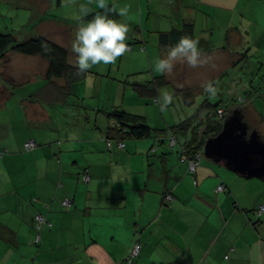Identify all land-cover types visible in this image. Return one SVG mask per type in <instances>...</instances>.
<instances>
[{
    "label": "crops",
    "instance_id": "0c3cea01",
    "mask_svg": "<svg viewBox=\"0 0 264 264\" xmlns=\"http://www.w3.org/2000/svg\"><path fill=\"white\" fill-rule=\"evenodd\" d=\"M51 1L53 8L63 7V15L40 20L37 27L64 29L69 40L55 43L68 50V64L77 66L71 50L75 32L102 10L91 5L93 12L82 17L79 5L86 0ZM238 4L239 0H108V6L117 9L109 18L130 28L127 44L132 50L114 65L88 70L91 77L102 79L97 84L87 75L84 87L77 91L82 102L74 109L65 102L50 105L28 100L23 91L19 95L0 86V264H22L24 254L33 256L31 264H126L138 240L143 248L135 264H264V215L257 220L254 213L259 203L264 205L261 179H246L211 161L197 168L195 185L178 160L165 161L158 154L147 157L152 138L127 141L124 148L113 142L108 148L100 129L108 125L101 110L118 108L149 120L142 114L147 101L131 87L162 75L154 71L156 61L168 53L160 46L161 32L190 22L198 45L224 48L225 43L242 38L234 34ZM125 6L129 13L121 17L118 11ZM208 13L209 27L198 28V15ZM141 45L147 50H140ZM145 72L150 75L146 81L130 80ZM164 76L168 78V73ZM111 77L127 78L121 85ZM94 85L100 95L109 89L114 98H123L122 103L116 105L114 99L104 108L87 103ZM166 87L165 83L157 86L160 96ZM255 105L260 109L258 102ZM259 125L264 127L263 122ZM27 140L37 146L26 150ZM86 170L87 182L81 178ZM221 183L225 191L218 193ZM167 189L175 200L166 206L163 192ZM64 198L71 199L72 206L63 207ZM38 213L52 227L41 229L42 241L36 246L34 216Z\"/></svg>",
    "mask_w": 264,
    "mask_h": 264
},
{
    "label": "rangeland",
    "instance_id": "374dc122",
    "mask_svg": "<svg viewBox=\"0 0 264 264\" xmlns=\"http://www.w3.org/2000/svg\"><path fill=\"white\" fill-rule=\"evenodd\" d=\"M48 4H50V8ZM234 11L236 13L235 26L238 27V31H233L236 32L234 33L235 35L240 33L242 35L241 39L234 38L229 43H225V47L219 48L218 52H215L212 56L209 55L208 57L201 54L199 63L195 67L189 66L186 60L178 59L173 62L174 67L168 73L170 83L165 89L166 92L173 96V102L163 112L165 119L162 118L160 106L154 103L152 95L141 96L142 99L147 101V105L142 109L144 110L142 114L144 113L148 116L149 120L147 122L151 124L150 126L158 130L171 128V130L175 131L174 134L178 141L175 148H170L168 141L160 144V153H167V150H170L171 154L167 153L168 158L172 157L176 160L177 149L181 145L185 146V142L191 139L192 128L197 124L198 120L203 121V126L214 121L216 117L215 104H220L221 99H223V104L229 107V103H227L229 98L227 96L229 95L228 93L234 94V89L237 91L235 95L247 97L250 94H254L252 87L260 86V89L251 96V100H254L255 97L258 98L256 102H258L261 112L264 114V0H239L238 7ZM63 13V7L53 8L51 0H0V31L11 33L19 42H25L30 39L31 33L40 32L34 36L44 35L53 42L60 41L64 43L69 40L68 36L65 35L64 29L47 28V24L43 25L45 29L37 27V23L40 20L50 19L52 16L60 18ZM210 23V14L207 17L202 14L198 15V28L206 29ZM206 32L204 31V33ZM231 37H233L232 34ZM198 48L199 50H206L205 48ZM139 49L142 51L147 50L146 47L142 49V45ZM168 54L169 52L165 53L164 56L167 58ZM227 56L228 59H221ZM47 68L48 61L38 55L31 56L8 51L5 57L0 58V85L8 92H16L21 95L23 91L27 95L46 83ZM148 74L147 72L137 74L135 76L139 77H131L130 80L144 82L150 77ZM88 77L92 81L96 80L97 84L102 79L101 76L97 75L93 77L88 75ZM114 78H117L116 80L120 81L121 85H124L125 80L122 79L127 77L122 79L121 77H111L110 80L113 81ZM84 83V81H81L78 86L83 88ZM244 83L248 87L241 91V88L239 89L237 86L242 85L243 88ZM209 85L211 89L206 90ZM244 90H247L248 93H243ZM94 91L97 92L95 85L91 94L92 98L86 100L87 103L93 102V106L104 108V106L112 105L114 99L116 100V105H120L123 101L120 96L116 98L111 96L109 89L106 93L102 92L101 95L98 92L94 94ZM2 93L3 91L0 93V99L3 97ZM78 96H80V101L82 102V95L78 94ZM236 101L237 104L241 103L239 98ZM235 102L232 105L230 103V107H233V109L236 108L234 106ZM204 103L206 105H203ZM76 104H71L72 106L69 108L74 109ZM249 104L250 102L248 103L247 101L244 103V107L249 106L248 113L244 115L245 119L249 127L257 130L264 138V127L259 125V115L253 109L254 107L252 108ZM48 108L53 111L52 107ZM192 117L195 120L186 129L187 131L185 127L181 131L178 128H174L186 120L190 121ZM183 125H185V122ZM153 135L155 134L153 133ZM202 161L209 163V160L204 156ZM253 181L258 182L259 180ZM259 183L263 182L259 181ZM32 257L31 254H24L22 264H31Z\"/></svg>",
    "mask_w": 264,
    "mask_h": 264
},
{
    "label": "trees",
    "instance_id": "16d2710c",
    "mask_svg": "<svg viewBox=\"0 0 264 264\" xmlns=\"http://www.w3.org/2000/svg\"><path fill=\"white\" fill-rule=\"evenodd\" d=\"M161 32V37H160V46L162 48H165L167 52H170L171 49L179 42L180 38L182 36H189L196 40V37L194 35V25L190 22H185L184 24L179 27L175 28L170 32ZM130 45V44H129ZM145 46H142V49ZM198 47L205 48L206 53L214 54L215 52H218L219 48L221 46H215V45H199ZM218 49V50H217ZM8 51H14L18 53H22L24 55H31V56H40L43 59L48 61V68L46 72V78H47V84L39 89L38 91H33L32 93L25 94L26 98L28 100L37 99L40 103L44 104H52V105H57L60 103L64 104H75L80 101L78 96V84L81 81L86 80V77L88 75L87 73L84 74H77V66H71L68 64V50L63 48L61 45L49 40L47 37L44 35H37L34 36L32 35L30 39L26 40L25 42H19L18 39L12 35L9 32H1L0 31V58L5 57ZM200 53H205L203 50H200ZM205 53V54H206ZM204 55V54H203ZM206 56H208L206 54ZM212 56V55H211ZM209 57V56H208ZM58 80H61L62 84H58ZM169 84L170 80H168L167 76L165 77L164 74H162L159 77H155V80H150L147 83L141 85V84H136L133 87H131L137 95L139 96H144V95H149L151 94L154 98V103L159 105L158 102V97L160 95L158 94V89L157 86L160 84ZM1 86V85H0ZM23 87V86H21ZM239 89L242 87L237 86ZM257 90L260 89V86L256 88ZM15 93V92H11ZM234 94L228 93L229 95L227 96L229 107H226L223 104V99H221L220 104H215V118L214 121L211 124H207L206 126H203V121L197 122L192 128V137L189 139L187 142H185V146L181 145L180 148L177 149V158L178 162L180 163V166H184L185 168V173L186 175H191L194 177V184L196 185V179H195V174L197 171V168L200 167L204 162L202 161V158L204 156V145L205 142L208 138L216 136L220 130L222 129V122L224 119L232 113V109L230 106L232 105L235 100L240 99L241 103L237 104V101L235 102V107H239L242 110V113L245 115L248 113L247 110H249V106L244 107L245 101L248 103L250 102L249 105L252 106L253 109L258 113L259 115V124L260 122L264 123V114H262L261 109H257L256 105L254 106L255 101H258V98H254V100H251V95L250 96H238L236 90L233 91ZM245 94H247V90H244ZM16 95V94H15ZM71 97L75 98L72 99ZM243 98V100H242ZM72 100V102H70ZM254 102V103H253ZM231 103V105H230ZM203 105H206L204 103ZM72 106V105H70ZM230 108V109H229ZM220 110L223 111L222 115L220 116ZM264 111V110H263ZM105 113L104 117L108 120V125L106 124L105 127H101V131L104 133V136L106 137V144L107 147L110 148L113 142H116L117 145L123 144L122 147H125V143L127 141H132V140H148L149 138H152L154 140V144L147 150V157L152 158L156 156V154L159 155L161 159H165V161L168 158V154L170 153V150H167V153L162 152L160 153V144H164V142L168 141L169 142V147L170 148H175L178 144L177 138L175 136V131L171 130V128L165 129V130H158L152 128L146 118L142 115H135L131 114L129 112H126L122 109H112L110 111H99ZM197 114V113H196ZM195 114V116H197ZM218 119V121H217ZM195 118L192 117L190 121L186 120L185 125H183L184 122L181 123V125H177L174 128H178L179 131L182 129L185 130L189 128L190 124L192 121H194ZM244 120L245 116H244ZM249 125V124H248ZM183 130V131H185ZM253 130L249 127V132ZM187 131V130H186ZM153 133L155 135H153ZM169 136H172L174 138L175 144L171 145L170 143V138ZM30 141V140H29ZM28 140L24 143V146L26 143L29 142ZM35 148L37 143L34 141ZM32 148V149H33ZM26 150H32V149H27ZM1 154V153H0ZM211 162V160H209ZM213 162V161H212ZM195 164L194 169H191V165ZM85 177H88V180H85ZM81 178L83 181H89L90 180V175L88 173V170L84 174H82ZM216 191L218 193H222L225 191V186L221 183L216 187ZM169 198V199H168ZM69 200L70 205L69 206H63L62 201L64 200ZM175 196L172 191L166 190L163 192V204L164 205H170L174 202ZM61 201V205L63 207H70L72 206L73 201L69 198H64ZM262 203H259L256 208H255V217L257 220H260L262 216L264 215V211L259 213V208ZM48 207V206H46ZM43 215V213H41ZM46 219V216L43 215ZM35 217V216H34ZM47 222H49L50 226H43L41 229L44 227H52L51 222L46 219ZM35 223V229H36V234L33 238V242L36 246L40 245L42 241L41 237V229H37L36 227V222ZM257 223V222H256ZM255 223V224H256ZM40 234V240L37 242L36 241V235ZM141 245V250L143 248V243L142 241L138 240L134 243L133 247L136 244ZM132 247V249H133ZM131 249V251H132ZM130 251V253H131ZM129 253V255H130ZM139 253V256H140ZM129 255L127 257H129ZM139 256L134 260L132 264H135V261L139 258Z\"/></svg>",
    "mask_w": 264,
    "mask_h": 264
},
{
    "label": "clouds",
    "instance_id": "9594fccd",
    "mask_svg": "<svg viewBox=\"0 0 264 264\" xmlns=\"http://www.w3.org/2000/svg\"><path fill=\"white\" fill-rule=\"evenodd\" d=\"M68 3L75 4V0H68ZM91 5H95L96 8L102 11L95 12L93 18L79 26L75 32L71 50L77 57V74L87 73L94 66L101 64L105 66L114 65L120 57L126 55L129 51L127 44L129 26L126 23L109 18V13L117 12V9L115 7L110 8L108 0H86V3L79 5V13L82 17H86L93 12ZM128 13L129 8L127 6L120 8L118 11V15L121 17H126ZM198 43L197 40L189 36H182L171 49L167 58L156 61L154 71L161 74L170 73L174 67L173 62L178 59L186 60L189 66H197L201 55ZM239 86L242 87V85ZM256 88L252 87L253 91H256ZM210 89L211 86L209 85L206 90ZM158 102L161 111H164L173 102V96L168 92H163L158 97ZM250 132L248 129V133ZM126 259L124 263L128 264Z\"/></svg>",
    "mask_w": 264,
    "mask_h": 264
},
{
    "label": "water",
    "instance_id": "95a60500",
    "mask_svg": "<svg viewBox=\"0 0 264 264\" xmlns=\"http://www.w3.org/2000/svg\"><path fill=\"white\" fill-rule=\"evenodd\" d=\"M244 120L241 109L235 108L226 117L220 132L206 140L204 157L246 178L264 182V139Z\"/></svg>",
    "mask_w": 264,
    "mask_h": 264
},
{
    "label": "built area",
    "instance_id": "2783aa9c",
    "mask_svg": "<svg viewBox=\"0 0 264 264\" xmlns=\"http://www.w3.org/2000/svg\"><path fill=\"white\" fill-rule=\"evenodd\" d=\"M128 47H129V50L132 49L131 46H128ZM219 112H220V116H221L223 111L220 110ZM169 138H170L171 145H174L175 144L174 138L172 136H169ZM34 146H35V143L33 140H30L28 143L25 144V147L27 149H32ZM119 146L122 147L123 144H119ZM194 167H195V164H192L191 169L193 170ZM85 180H88V177H85ZM62 205L63 206H69L70 201L67 199L62 201ZM263 211H264V206H260L259 213H261ZM34 220L36 222L37 229H41L43 226H50L49 222H47V220L45 219V217L41 213L36 214L34 217ZM36 236H37L36 241L38 242L41 238L40 234H37ZM140 250H141V245L138 243L133 247L129 257L126 259V262L128 264H132L134 262V260L139 256Z\"/></svg>",
    "mask_w": 264,
    "mask_h": 264
}]
</instances>
